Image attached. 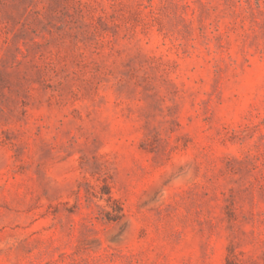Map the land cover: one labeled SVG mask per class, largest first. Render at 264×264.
Returning <instances> with one entry per match:
<instances>
[{
  "label": "rangeland",
  "instance_id": "1",
  "mask_svg": "<svg viewBox=\"0 0 264 264\" xmlns=\"http://www.w3.org/2000/svg\"><path fill=\"white\" fill-rule=\"evenodd\" d=\"M0 264H264V0H0Z\"/></svg>",
  "mask_w": 264,
  "mask_h": 264
}]
</instances>
